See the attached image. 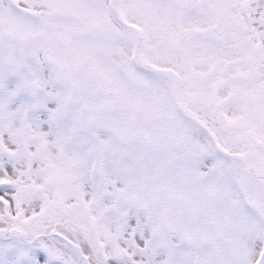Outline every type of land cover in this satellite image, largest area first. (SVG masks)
I'll return each mask as SVG.
<instances>
[{
  "label": "snow or ice",
  "instance_id": "obj_1",
  "mask_svg": "<svg viewBox=\"0 0 264 264\" xmlns=\"http://www.w3.org/2000/svg\"><path fill=\"white\" fill-rule=\"evenodd\" d=\"M0 264H264V0H0Z\"/></svg>",
  "mask_w": 264,
  "mask_h": 264
}]
</instances>
